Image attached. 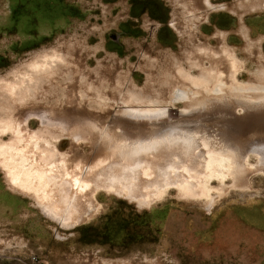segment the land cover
I'll return each mask as SVG.
<instances>
[{
	"label": "rangeland",
	"instance_id": "rangeland-1",
	"mask_svg": "<svg viewBox=\"0 0 264 264\" xmlns=\"http://www.w3.org/2000/svg\"><path fill=\"white\" fill-rule=\"evenodd\" d=\"M174 1L0 0V85L20 83L32 74L29 64L43 63L45 54L58 53L68 59L78 43L84 42L89 49L97 48L86 57L87 71H97L103 62L117 64L128 74L122 93L130 84L150 98L158 91L165 93L177 66L193 77L199 74L185 60L186 38L173 27L184 22ZM243 1L211 0L213 6L224 8L198 11L199 16L205 14L204 19L190 23L199 42L213 50L221 46L218 33L224 34L223 45L239 65L236 85L264 86V10L241 13L238 4ZM62 67L57 62L54 70L58 94L33 108L55 114L64 111L66 80L77 77L79 70L72 69L65 77ZM95 90L112 95L107 83ZM79 91L81 110L91 114L102 110L95 96H88L83 87ZM166 102L172 122L185 103L174 94ZM113 105L106 112L105 125L122 108L119 103ZM6 106L0 90V119L6 116ZM26 127L30 134L46 132V125L35 116ZM55 139L57 152L71 164L89 167L98 157L88 146L70 152L66 137ZM9 140L10 134L0 135V145ZM255 163L256 158L250 156L249 166ZM211 185L217 188L219 184L213 181ZM225 187L213 194L216 202L210 210L201 202L177 197L174 188L149 208L100 191L95 195L100 207L97 214L65 229L41 211L34 198L13 190L0 168V264H264V175L251 174L244 189L231 186V179Z\"/></svg>",
	"mask_w": 264,
	"mask_h": 264
},
{
	"label": "bare ground",
	"instance_id": "bare-ground-1",
	"mask_svg": "<svg viewBox=\"0 0 264 264\" xmlns=\"http://www.w3.org/2000/svg\"><path fill=\"white\" fill-rule=\"evenodd\" d=\"M174 5L184 22L173 27L186 38L185 60L199 74L193 77L177 66L165 93L158 91L150 98L134 91L132 84L122 93L128 74L117 64L103 62L97 71H87L86 57L97 48L89 49L84 42L78 43L68 59L58 53L45 54L43 63L35 59L29 64L32 74L20 83L0 85L7 100L0 135L10 134L9 142L0 145V168L13 190L34 198L41 211L65 229L97 214L100 207L95 195L100 191L149 208L174 188L177 197L201 202L210 210L216 202L213 194L225 191L227 179L231 186L244 189L251 174L264 175V86L236 85L239 65L223 45L224 34L218 33L221 46L213 50L199 42L190 23L204 19L205 14L199 16L198 11L224 6H213L211 0H176ZM238 9L241 13L264 10V0H244ZM241 33L246 37V28ZM57 62L63 63L65 77L70 70H79L77 77L66 80L60 114L32 107L58 94ZM105 83L112 95L95 90ZM79 87L101 102V111L81 110ZM171 94L185 103V109L169 122L164 104ZM115 102L122 108L105 125L106 112ZM33 116L46 125V132L27 131ZM58 136L69 140L70 152L88 146L98 157L89 167L71 164L57 152ZM250 156L256 158L252 166ZM213 181L218 182L217 188L211 185Z\"/></svg>",
	"mask_w": 264,
	"mask_h": 264
}]
</instances>
